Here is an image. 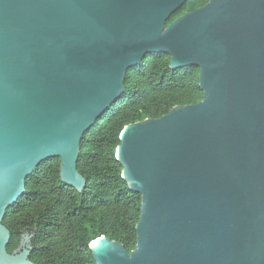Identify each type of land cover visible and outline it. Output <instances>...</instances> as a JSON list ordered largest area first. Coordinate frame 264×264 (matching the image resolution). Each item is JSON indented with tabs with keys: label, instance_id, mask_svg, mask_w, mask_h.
I'll use <instances>...</instances> for the list:
<instances>
[{
	"label": "water",
	"instance_id": "95a60500",
	"mask_svg": "<svg viewBox=\"0 0 264 264\" xmlns=\"http://www.w3.org/2000/svg\"><path fill=\"white\" fill-rule=\"evenodd\" d=\"M0 0V264L6 209L51 158L81 191L80 142L124 92L128 70L165 53L199 68L202 99L126 125L115 158L140 195L136 244L101 236L95 264H264V0Z\"/></svg>",
	"mask_w": 264,
	"mask_h": 264
},
{
	"label": "trees",
	"instance_id": "16d2710c",
	"mask_svg": "<svg viewBox=\"0 0 264 264\" xmlns=\"http://www.w3.org/2000/svg\"><path fill=\"white\" fill-rule=\"evenodd\" d=\"M207 1L186 0L166 25ZM169 63L165 53L146 54L127 71L121 96L83 134L77 160L85 180L81 191L61 181L58 158L43 161L25 179L23 196L7 207L2 220L10 233L8 253L18 248L24 234L30 236L33 264H95L88 246L101 236L122 244L128 253L134 249L141 199L121 178L122 166L115 158L120 132L203 97L199 68L171 70Z\"/></svg>",
	"mask_w": 264,
	"mask_h": 264
}]
</instances>
